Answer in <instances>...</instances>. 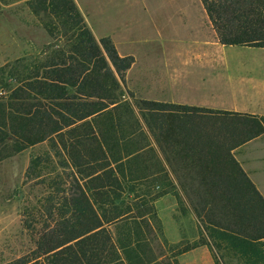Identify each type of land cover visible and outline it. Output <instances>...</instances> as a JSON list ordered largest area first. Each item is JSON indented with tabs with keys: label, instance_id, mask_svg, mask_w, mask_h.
I'll list each match as a JSON object with an SVG mask.
<instances>
[{
	"label": "trees",
	"instance_id": "1",
	"mask_svg": "<svg viewBox=\"0 0 264 264\" xmlns=\"http://www.w3.org/2000/svg\"><path fill=\"white\" fill-rule=\"evenodd\" d=\"M202 2L222 44L264 48V0ZM34 3L35 12L47 13L43 23L56 43L42 52L50 51L44 63L18 59L32 74L14 101H0V157L10 141L14 152L50 141L77 188L62 197L57 224L44 229L34 257L0 264H180L178 256L193 247L165 252L153 203L170 159L202 181L194 191L200 194L188 197L198 199L199 218L210 215L199 243L213 251L215 264V246L245 264H264V197L231 154L264 132V116L138 99L143 120L122 91L134 57L120 55L108 36L97 39L74 0ZM124 123L128 133L120 131ZM215 141L221 144L212 147ZM154 174L153 195L128 192Z\"/></svg>",
	"mask_w": 264,
	"mask_h": 264
},
{
	"label": "rangeland",
	"instance_id": "2",
	"mask_svg": "<svg viewBox=\"0 0 264 264\" xmlns=\"http://www.w3.org/2000/svg\"><path fill=\"white\" fill-rule=\"evenodd\" d=\"M34 1L0 0V101L7 103L14 101L12 93L20 85L21 80L32 74L29 69L25 70L18 63V59L26 57L29 62L32 59L33 64L34 61L36 64L44 63L50 51L43 55L42 52L50 44L56 43L43 23L49 20L47 19V13L44 12L43 8L38 13L35 12L32 7L35 4ZM104 1L108 2L109 0ZM104 1L95 0L97 5L94 4V8L96 9H93L91 13L98 33L116 29V40L124 42L127 37L131 40V44L122 45L121 47L135 49L142 54L152 45H158V42L153 41L158 38L160 29L164 28L162 14H157L156 20H154L153 17H148V14L142 10V1L132 0L129 5L131 10H128L126 16L119 15L120 17L117 18L114 14H108L106 17L109 16L110 18L106 20L103 13L104 6L99 7ZM181 2L183 1H178L177 5L167 4V8H176V11L170 14L173 18H169L172 23L176 24L169 29L166 28V33L170 34L175 41L171 43L174 47L180 46L181 43L178 42L193 43L196 37L194 33L203 31L205 28L201 17L195 18L193 15L177 12L180 9L179 4ZM183 4V7L187 9L188 4ZM109 6L112 7L113 4L108 5V11H110ZM124 17L127 18V29L120 28L121 23L119 21H124ZM236 48L238 49H233V52L235 54L246 53L244 55H247L245 56L247 60L264 59V54L255 56L264 52L262 47ZM122 91L124 100L133 104L136 114L139 118L145 120L146 118L141 114L143 106L138 102V99L141 98L129 88L126 78ZM21 94L26 95L24 92H20ZM35 100L31 98L28 101L34 102ZM118 113L121 114L123 111L121 110ZM212 121L218 123L216 117ZM120 131L128 133L129 126L126 123L122 124ZM9 143L6 150H4V156L0 157L1 263L24 255L34 257L37 241L47 231L44 229L57 224L56 220H58L61 212L59 209L62 204V197H70L77 188L71 169L63 168L64 157L62 158L57 153V149L53 147L50 141L26 146L17 152H14V143L12 141ZM152 168L155 169L154 171H159L157 165L152 166ZM159 175L162 178L164 175V181L166 182L168 175L166 173ZM157 177L154 174L152 178L137 180L135 182L137 184L135 186L136 190L132 192L128 190V192L147 193L150 197L157 190H151L152 185L157 181ZM158 199H155L153 203L159 217L157 226L159 227L160 238L165 244V252L172 254L173 251L178 252L186 245H191V247L200 245L201 239L206 238V233L210 231L208 229L206 231L204 228L210 220V215L203 213V218L197 216L198 199L195 197L162 198L161 201L156 203ZM137 201L139 204L142 202ZM175 206L174 216L179 218V223H181L184 230V235L178 243L170 238L173 232L170 215ZM174 234L173 239L175 238ZM207 239L210 240V238ZM211 240L213 243L216 242H214V239ZM215 250L218 252L216 258L220 264H245L232 251L229 252L217 246H215ZM212 255L215 263L213 251ZM185 263L208 264L203 258L193 260L192 257H188Z\"/></svg>",
	"mask_w": 264,
	"mask_h": 264
},
{
	"label": "crops",
	"instance_id": "3",
	"mask_svg": "<svg viewBox=\"0 0 264 264\" xmlns=\"http://www.w3.org/2000/svg\"><path fill=\"white\" fill-rule=\"evenodd\" d=\"M74 1L97 39L108 36L116 45L120 55L134 57V62L127 70L125 78L129 88L139 98L235 111L257 117L264 116V59L250 61L246 59L247 55H244L246 53L233 52V49H238L236 47L249 49L248 46L222 44L202 0H140L142 10L148 14V17L156 20V15L162 14L164 21L162 23L164 28L160 29L158 38L153 41L158 42V45H152L143 54L135 49L121 47L131 44V40L128 37L124 42L116 40V29L105 33L97 32L91 15L93 9H96L95 0ZM113 1H104L99 5V7L104 6L105 17L114 14L119 18V15L126 16L128 10H131L129 5L132 0ZM178 1L183 2L179 4L180 9L177 12L193 15L195 18L201 17L205 28L194 33L196 37L193 43L178 42L181 43L180 46L174 47L171 43L175 41L166 33V28L169 29L176 24L169 19L173 18L170 14H173L176 8H167V4L177 5ZM183 3L188 4L187 9L183 7ZM110 4L113 6H109L110 11H108ZM109 18L108 16L105 19ZM124 18V21H119L120 28L127 29V18ZM263 54L264 52H261L255 56ZM202 128L204 130L208 127ZM209 128L210 131L216 132L219 125ZM219 144L221 142L218 141L210 143L212 147ZM231 154L264 197V132L237 144L232 148ZM184 163L170 159L166 182L164 179L159 180L155 186L159 194L156 203L162 198L200 194L194 191H202L201 179H190L187 170L182 166ZM174 209L176 206L173 207L170 215V222L173 225L170 238L178 243L184 235V230L179 218L174 216ZM200 232L201 229L199 235ZM173 233H175L174 239ZM188 257H192L193 260L203 258L206 263L215 264L212 251L206 244H200L181 253L178 256L180 264H187L185 260Z\"/></svg>",
	"mask_w": 264,
	"mask_h": 264
}]
</instances>
